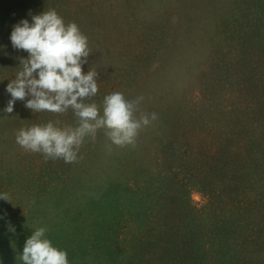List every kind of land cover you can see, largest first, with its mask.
Segmentation results:
<instances>
[{
  "label": "rangeland",
  "instance_id": "1",
  "mask_svg": "<svg viewBox=\"0 0 264 264\" xmlns=\"http://www.w3.org/2000/svg\"><path fill=\"white\" fill-rule=\"evenodd\" d=\"M254 7L247 21L237 0H0V194L9 197L0 199V264H22L40 227L69 264H264V12ZM46 10L88 38L83 72L98 73V93L86 103L102 114L104 97L120 92L143 97L137 116L157 114L134 148L109 151L99 131L79 162L65 163L17 144L21 129L78 123L71 109L34 113L19 100L4 111L28 58L13 48V28ZM186 202L206 223L198 254L170 233L179 235ZM223 202L232 228L216 232L206 218ZM149 222L155 249L139 245Z\"/></svg>",
  "mask_w": 264,
  "mask_h": 264
},
{
  "label": "clouds",
  "instance_id": "2",
  "mask_svg": "<svg viewBox=\"0 0 264 264\" xmlns=\"http://www.w3.org/2000/svg\"><path fill=\"white\" fill-rule=\"evenodd\" d=\"M10 40L13 48L27 52L28 58L21 59V70L7 84L11 99L4 111L12 113L19 100L34 113L64 114L71 109L78 121L75 127H60V121H50L19 130L16 142L25 151L42 153L46 161L76 163L86 138L95 140L103 131L110 141L109 151L112 145L134 148L140 132L157 119L156 113L137 116L143 97L128 100L120 92L109 94L104 97L102 114L95 102L86 103L98 93V73L83 72L91 54L88 38L75 22L66 24L55 10L32 16L31 23L20 21ZM0 199L9 202L7 194H0ZM46 232L40 227L26 240L22 264H69L67 252L54 247Z\"/></svg>",
  "mask_w": 264,
  "mask_h": 264
},
{
  "label": "trees",
  "instance_id": "3",
  "mask_svg": "<svg viewBox=\"0 0 264 264\" xmlns=\"http://www.w3.org/2000/svg\"><path fill=\"white\" fill-rule=\"evenodd\" d=\"M241 1L245 2L246 8L239 11L238 16H242L243 14H246L245 20H247V21L252 20V17H253L252 13L255 10V9H253V8H255L254 6H256L257 9H261V11L264 12V0H237V4H239V2H241ZM255 11H257V10H255ZM232 16H237V12L236 11L233 12ZM262 18H264V17H262ZM149 24L150 25L146 27V30H147V34L149 36H151L150 31H156V29L151 27L152 23L149 22ZM229 35H230V33H229ZM144 36L147 37L146 35H144ZM96 179H100V178L97 176ZM98 185L99 184L97 183V185H95V186L98 187ZM115 195H116V201L120 202L121 196L117 197L118 194H115ZM97 199L103 201L104 197H101L98 195ZM224 202L222 203L221 207H218L219 208L218 212L217 211H211V212H209L210 217L206 218L209 221V224H210L212 230H214L216 232H217V230L219 232H223L227 227H229L230 229L232 228V224L230 223V220H229L230 216H229L228 211L225 209ZM104 203H105V200L103 201L102 205H105ZM123 204H126L127 206H132L128 200H125V202H123ZM186 207H187V202L181 203L182 210H181L180 215L182 217V221L181 222L176 221V223L179 225L180 232H179V235L173 234V236H172V231H173L172 230L170 232L171 237H172V240H174L175 242H177L179 240L184 241L185 246L188 248V250H192V254H198L199 251L201 249H203V242H204L203 241V235H202L200 229H202V226L204 227V230L207 229L206 223L203 222L201 219H200V222L197 223V221H199V219L198 218L196 219V212L194 211V209L192 207L190 209L186 208ZM225 212H227V213L225 214ZM216 213H218V217L220 218L218 220L214 218V214H216ZM138 216H140L139 212H138ZM64 224L61 225V228L59 230L60 231L59 234H61V235H64V233H65L62 230L64 228V226L66 225V224L65 225ZM191 224L193 225L192 227H191ZM221 226H222V228H221ZM171 227H172V229H174L173 226H171ZM145 228H146V232H147V237L144 239L142 238L143 240H141V243H139V245L141 247L142 246L147 247L148 249H155L158 246H160L157 239L154 238L155 233L151 231L152 227L150 226V222H149V226H145ZM219 228H221V229H219ZM233 230L230 232H233ZM148 234H150L151 237H148ZM223 239L227 240V238H223ZM218 252L221 253L220 251H218ZM199 260H200V262L204 263L203 260H201V259H199ZM223 261H225V260H223ZM228 261H225V263L227 264Z\"/></svg>",
  "mask_w": 264,
  "mask_h": 264
}]
</instances>
